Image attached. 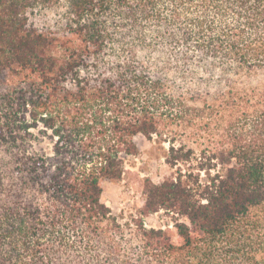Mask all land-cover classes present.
Returning a JSON list of instances; mask_svg holds the SVG:
<instances>
[{"label":"trees","instance_id":"obj_1","mask_svg":"<svg viewBox=\"0 0 264 264\" xmlns=\"http://www.w3.org/2000/svg\"><path fill=\"white\" fill-rule=\"evenodd\" d=\"M0 264H264V0H0Z\"/></svg>","mask_w":264,"mask_h":264},{"label":"rangeland","instance_id":"obj_2","mask_svg":"<svg viewBox=\"0 0 264 264\" xmlns=\"http://www.w3.org/2000/svg\"><path fill=\"white\" fill-rule=\"evenodd\" d=\"M135 142L139 154L129 159L128 171L118 181L105 180L102 183V201L110 207L113 214L124 218L135 214L143 205L146 179L159 183L172 172L164 158L168 144H160L155 139L149 140L142 135L136 136ZM144 220L148 227H165L170 223L163 210L149 214Z\"/></svg>","mask_w":264,"mask_h":264}]
</instances>
